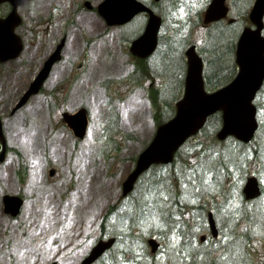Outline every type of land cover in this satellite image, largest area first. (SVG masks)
Listing matches in <instances>:
<instances>
[{"label":"rangeland","instance_id":"obj_1","mask_svg":"<svg viewBox=\"0 0 264 264\" xmlns=\"http://www.w3.org/2000/svg\"><path fill=\"white\" fill-rule=\"evenodd\" d=\"M145 1L152 4L158 2ZM206 1L176 0V4H173L170 0H162L156 4L162 10L169 9L165 11L167 21L162 36L166 35L167 39L172 36L169 33H174L177 36L173 40L178 41L168 39L166 48L162 43L153 58L148 60L150 66L144 70H139L140 65L136 63L138 85L133 88L130 85L120 86L122 80L131 78L132 65L135 66L133 57L126 54V45L119 55L120 60L114 59L117 56L114 44L113 47H106V58H102L100 52L104 43L99 41L97 48L91 50L84 68L68 71V60L76 58L75 66L79 64L87 45L80 34L81 30L87 32L89 39L92 36L89 29L93 14H84L75 23L79 30L76 31V27L69 29L72 37L69 36L63 61L53 67L42 90L31 95L26 104L15 110L17 101L52 49V42L62 38L67 30L63 27L53 35L46 33L51 16L47 3L39 1L33 8L21 10L25 22L19 32L23 37L26 30V49L15 60L0 64V115L8 138V152L5 159L0 160V264H46L54 260L61 261L60 264H79L81 255H86L99 238L102 232L99 229L100 219L114 203L119 209L110 218L108 226H114L119 238L121 235L130 236L120 239L122 243L118 247L119 252L122 247L127 252L106 256L99 264H154L155 261V264H188L190 258L184 254L183 257L178 249L181 240L177 231L181 227L180 216L176 220V233L166 236V222L173 225L178 211L169 203L175 194L183 198L203 196L200 201L207 206L210 204L211 208H214L217 200L219 208L214 210L226 233L233 224L241 228L240 231L235 228L231 231L233 240L226 235L217 257L209 259L223 257L219 264H264V236L260 234L264 232V193L258 200L241 205L244 196L240 189L245 180L237 178L236 171L230 169L226 175L223 169L221 183L216 188L214 185L218 181L215 182V173L211 175L210 170L208 173L206 171L207 168L217 171L224 160L242 164L243 152L249 148L237 149L232 139L226 143L213 139L211 136L217 130L213 122L206 133L185 144L173 166L152 167L141 177L130 196L121 197L123 181L158 126L159 120L154 115L148 90L153 88L158 97L170 102L162 117L170 119L176 111L175 102L181 97L184 86L186 53L183 52L190 43L196 42L211 59L216 55L209 50L210 47H214L217 41L234 40L235 44L244 22L247 24L249 21L248 12L253 2L242 0L240 6L247 9L245 14L239 15L240 18L245 17L241 24L243 26L227 27L225 24L228 21L214 26L211 24V35L207 39L208 30L195 27L200 23L199 18L202 21L200 13ZM145 23L143 14L134 20V38L142 33ZM168 42L172 43L168 45ZM228 45L225 44L224 48ZM86 49H89L88 45ZM235 55V50L228 52L223 57L215 58L212 65L207 67L208 80H215L213 85L226 82L234 72L236 74ZM126 57L129 58L128 62ZM230 63L235 66L234 72L232 65L228 66ZM226 71L228 73H224ZM114 78L118 81L110 84V88L101 87L102 83ZM58 96L60 99H57ZM54 104L58 105L57 108ZM83 104L90 108V125L87 136L78 140L63 123L61 111L77 109ZM259 114L264 124V109ZM116 117L117 131L111 129L109 121ZM258 133L264 155V126ZM212 145L219 146L222 153L216 156L204 154L205 149L219 152ZM53 168L55 172L51 175ZM246 170V176L257 175L264 186V161L261 155L260 159L255 158L247 163ZM226 191L236 195L232 203H221L222 194H226ZM5 193L24 197L25 204L18 216L5 212ZM212 194H215L214 197H211ZM185 200L193 205L197 198ZM229 205L240 214L238 212L233 218V214H229L225 208ZM246 227L252 229L253 239L243 246L242 239L234 240V236ZM150 235L158 236L163 242L160 251L154 254L146 249V239ZM171 239L173 242L169 241ZM193 253L196 255L197 251ZM190 260L192 264H197V259Z\"/></svg>","mask_w":264,"mask_h":264},{"label":"water","instance_id":"obj_2","mask_svg":"<svg viewBox=\"0 0 264 264\" xmlns=\"http://www.w3.org/2000/svg\"><path fill=\"white\" fill-rule=\"evenodd\" d=\"M10 2L13 9L6 16H1V3ZM30 0H0V62L15 58L23 50L22 38L16 32L17 25L21 22V15L18 13V7ZM101 10L111 23H123L135 14L148 10L150 18L145 33L135 39L131 47L133 54L146 57L157 47V38L161 25L160 17L150 10L139 0H107L101 5ZM228 7L224 0H214L206 13V22L214 19H220L226 16ZM256 28L246 27L240 36L237 47V58L240 69L238 75L230 84L215 90L207 92L203 83V62L202 58L195 51V46L187 50L188 71L186 78V90L180 101L177 102V112L167 122L161 123L157 127V132L150 144L140 153L137 159L136 167L130 172L128 178L123 182L124 194H127L134 188V183L141 175L140 173L148 169L153 162H171L176 150L183 142L204 125L207 116L217 110L223 111L224 122L222 129L218 132V137L225 139L227 135L234 134L245 141L253 138L258 128L257 107L253 100L257 90L262 86L264 80V37L262 30L264 28V0H256L254 8L250 14ZM56 56L51 57L50 62L56 60ZM47 65V64H46ZM49 69L44 67L39 72L35 81L27 89L26 94L18 102V106L24 104L28 97L38 92L44 79L47 77ZM65 120L74 128L75 133L84 137L88 126L87 112L85 109L77 113H65ZM0 139L3 142V150L0 158L4 159L7 147L6 138L3 132L2 120L0 117ZM244 192L249 197L261 193L259 180L256 176H250L244 188ZM6 211L18 214L23 203L22 198L17 195H5ZM151 240L153 250L157 247V242ZM113 242V238L108 241L100 240L90 252L82 264H89L97 258ZM154 242V243H153ZM56 264V262L49 263Z\"/></svg>","mask_w":264,"mask_h":264},{"label":"flooded vegetation","instance_id":"obj_3","mask_svg":"<svg viewBox=\"0 0 264 264\" xmlns=\"http://www.w3.org/2000/svg\"><path fill=\"white\" fill-rule=\"evenodd\" d=\"M39 1L43 3H47L46 7L51 9V13H50L51 16H49L50 19L48 23L49 27L47 28L46 33H50L53 35L57 29H62L63 27H66L67 29L66 33L62 38H59L58 41L56 40L55 42H52V46H51L52 49L46 55V59L49 56V54H51L57 49L58 44L62 41V39L65 38V41L61 45L62 59H64L63 53L67 48L69 36L72 37L69 29L76 27V31L79 30L75 24L79 20V18L81 20L84 14H91V15L93 14L90 19V29H89V33L92 34L91 38L89 39V36L85 30H81L80 32V34L83 37V40H85V45L87 43L89 49H86L87 48L86 45L83 50V55H81L82 60L76 66L74 61L76 58H71L70 60H68L69 62L67 63V65L69 68L68 69L69 72L75 71L77 67L81 68L87 65V61L89 60L90 57L89 54L92 49L97 48L98 46L97 44L99 41H103L104 43V46L100 52L102 58L103 57L106 58L104 51L108 45L112 47L113 44L115 45L117 50L116 59H119L118 58L119 54L120 52L122 53V49L124 48L125 45L127 46V48L130 49L131 42L134 40L132 18L129 20V22H126L123 25L111 26L109 22H107L105 17L98 11V6L100 2H102L103 0H33V5L38 4ZM230 1L232 2V0H227L228 3H230ZM241 1L242 0H239V3H241ZM26 34L27 33L25 30V33L23 32L24 38ZM66 52H68V50H66ZM126 54H129L131 57V52L130 53L126 52ZM62 59H60L59 62L62 61ZM232 200L233 197L229 196L228 201H232ZM118 243L119 241L117 240V244Z\"/></svg>","mask_w":264,"mask_h":264},{"label":"trees","instance_id":"obj_4","mask_svg":"<svg viewBox=\"0 0 264 264\" xmlns=\"http://www.w3.org/2000/svg\"><path fill=\"white\" fill-rule=\"evenodd\" d=\"M137 65H140V67L138 68L139 70H144L146 67V62L145 60H142V59H139L136 61ZM148 93L150 94V98H151V102H152V108L154 109V112H155V117L159 120L157 123H160L162 121H164V119L162 118L163 114L161 111L159 112V106L161 105L160 103V97H158V94L156 93L155 90H149ZM258 103H259V106H260V109H263L264 108V101L262 100H258ZM212 119H216V122H220L222 120V116L220 114H215L214 117ZM218 155V154H217ZM220 155V154H219ZM249 156H251V154L249 153L248 155H245L244 156V159H250V160H254V159H251L249 158ZM253 157H256L257 156V150L255 149L254 150V153L252 154ZM216 158H221V157H216ZM230 169L231 170H234L236 172H239V169L242 171V173L245 172L244 168L242 167L241 164H236V163H230ZM218 169V168H217ZM220 169H224V171H230L229 170V166L226 162V160H224L222 166ZM214 171V170H213ZM241 176H244V175H241ZM112 209V208H111ZM111 209L109 211V213L111 212ZM109 213H107V215L105 216V218L109 217Z\"/></svg>","mask_w":264,"mask_h":264}]
</instances>
